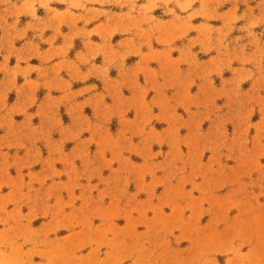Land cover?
<instances>
[{"label": "rangeland", "instance_id": "374dc122", "mask_svg": "<svg viewBox=\"0 0 264 264\" xmlns=\"http://www.w3.org/2000/svg\"><path fill=\"white\" fill-rule=\"evenodd\" d=\"M0 6L81 61L0 90V264H264V0Z\"/></svg>", "mask_w": 264, "mask_h": 264}, {"label": "crops", "instance_id": "0c3cea01", "mask_svg": "<svg viewBox=\"0 0 264 264\" xmlns=\"http://www.w3.org/2000/svg\"><path fill=\"white\" fill-rule=\"evenodd\" d=\"M4 12V8L0 6L1 91L7 86L8 80H13V71H16L14 75L16 78L18 76L22 78L17 84L22 85L25 93H28L26 88L28 84H53L58 78L64 77L62 70L69 64L81 62L78 57L79 51H74L70 55L69 46L74 41L70 32L52 22L51 18L45 16L33 20L26 17L20 20L14 29H10L6 27L4 19L10 25L13 22L6 18L7 13ZM28 24L35 26L37 31L28 30ZM57 70L61 72L57 74Z\"/></svg>", "mask_w": 264, "mask_h": 264}]
</instances>
